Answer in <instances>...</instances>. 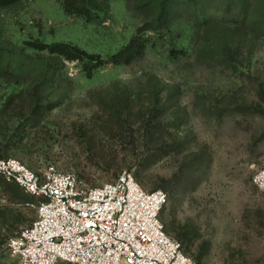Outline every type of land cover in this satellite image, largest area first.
<instances>
[{
	"label": "rangeland",
	"instance_id": "obj_1",
	"mask_svg": "<svg viewBox=\"0 0 264 264\" xmlns=\"http://www.w3.org/2000/svg\"><path fill=\"white\" fill-rule=\"evenodd\" d=\"M65 0L0 6V158L54 164L88 186L130 170L163 188L166 232L197 264H264V0ZM200 5V7L198 6ZM168 10L165 18L161 10ZM143 53L88 75L26 41L107 57L136 34ZM39 198L0 176V264ZM59 264H64L60 262Z\"/></svg>",
	"mask_w": 264,
	"mask_h": 264
},
{
	"label": "built area",
	"instance_id": "obj_2",
	"mask_svg": "<svg viewBox=\"0 0 264 264\" xmlns=\"http://www.w3.org/2000/svg\"><path fill=\"white\" fill-rule=\"evenodd\" d=\"M0 176L39 198L35 219L7 242L19 264H197L165 230L168 192L145 189L130 170L88 186L54 164L36 172L10 156ZM254 180L264 192V166Z\"/></svg>",
	"mask_w": 264,
	"mask_h": 264
},
{
	"label": "trees",
	"instance_id": "obj_3",
	"mask_svg": "<svg viewBox=\"0 0 264 264\" xmlns=\"http://www.w3.org/2000/svg\"><path fill=\"white\" fill-rule=\"evenodd\" d=\"M19 0H0V6H6L12 3H15ZM197 4L199 0H196ZM245 0H241L244 3ZM92 0H65V8L67 12H76L80 14H89ZM200 7V5H198ZM168 10L163 8L160 12V19L165 18ZM30 46L39 49L46 50L51 54H57L69 60L78 59L83 62L84 69L87 74L90 76L94 70L100 67L103 64L114 62H130L137 56L141 55L146 48V39L143 38L141 33L133 36L127 44H125L117 52L103 57L99 53H91L73 43L65 41H55V42H43L40 40H28L26 41Z\"/></svg>",
	"mask_w": 264,
	"mask_h": 264
}]
</instances>
